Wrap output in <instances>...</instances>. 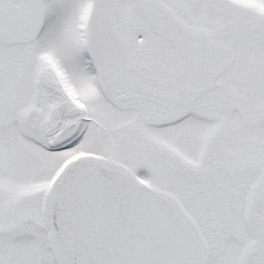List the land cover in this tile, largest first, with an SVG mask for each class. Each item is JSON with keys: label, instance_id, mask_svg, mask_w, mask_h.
I'll return each instance as SVG.
<instances>
[{"label": "snow or ice", "instance_id": "6c2138e0", "mask_svg": "<svg viewBox=\"0 0 264 264\" xmlns=\"http://www.w3.org/2000/svg\"><path fill=\"white\" fill-rule=\"evenodd\" d=\"M0 264H264V0H0Z\"/></svg>", "mask_w": 264, "mask_h": 264}]
</instances>
